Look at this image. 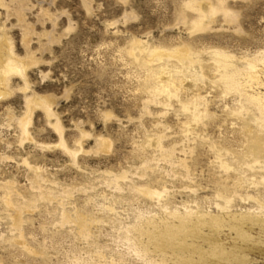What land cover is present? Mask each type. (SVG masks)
Returning <instances> with one entry per match:
<instances>
[{
    "label": "rangeland",
    "instance_id": "1",
    "mask_svg": "<svg viewBox=\"0 0 264 264\" xmlns=\"http://www.w3.org/2000/svg\"><path fill=\"white\" fill-rule=\"evenodd\" d=\"M185 1L0 0V38L20 64V75L9 76L8 94L0 98V264H159L152 247L147 257L134 251L150 236L130 232L139 219L160 225L157 220L185 209L253 215L264 205V147L263 156L251 157L243 132L251 126L264 145V134L255 129L259 115L238 94H224L218 80L224 71L214 72L209 54L226 53L238 69L259 56L264 0H224L229 18L217 13L195 34L183 25V18L193 16L184 11ZM186 46L201 58L202 71L194 70L202 78L172 79L178 88L168 99L152 94L179 67L175 58L154 61L147 52ZM142 63L166 71L151 81ZM257 70L264 83V66ZM254 89L264 93L263 87ZM195 96L197 109L188 104ZM39 100L51 101L49 117L34 105ZM193 109L201 115L197 122ZM28 116L24 140L19 125ZM149 189L160 197L143 193ZM66 214L70 222L62 223ZM75 215L88 225L85 236L73 223ZM16 218L20 228L13 226ZM250 226L243 230L258 239L259 227ZM206 228L201 232L208 239L232 245L234 232ZM147 231L151 238L164 236L152 227ZM247 246L240 258H211L207 264H264V247Z\"/></svg>",
    "mask_w": 264,
    "mask_h": 264
},
{
    "label": "bare ground",
    "instance_id": "2",
    "mask_svg": "<svg viewBox=\"0 0 264 264\" xmlns=\"http://www.w3.org/2000/svg\"><path fill=\"white\" fill-rule=\"evenodd\" d=\"M223 5H225L224 0H217L215 4H213L211 1L210 2H201V1L199 2L196 0L185 1L183 3V9H185L184 11H188V12L190 11L193 14V16L191 15L192 16L191 18L188 17L189 19L188 18L186 19V17L183 18L184 19L183 25H186V27H187L186 30H188L191 34H193V33L195 34L196 32L203 31L207 27L208 23H210L213 20L214 15H216L217 13H222L225 18H229L228 17L229 12L223 8ZM186 16H188V15H186ZM138 44L139 43H135L136 47L139 48ZM189 46H191V45H189ZM141 48H142V46H141ZM148 49L149 48H147V50ZM153 49H155V48H153ZM138 50H140V49H138ZM143 50H145V49H143ZM143 50H141V51H143ZM152 50L151 51L149 50L147 52V59L149 57L153 60L156 59L159 61L163 58H165L166 60H167V58L168 59L169 58H175V61H177V63H178V65H177V63L175 62L176 63L175 67L176 68L179 67L178 68L179 70L176 69V70H178L177 72L171 71V72H174V74L172 73L173 74L172 77L169 75L170 78L167 80V83L169 82V84L166 85L167 84L166 83L165 85L164 84L161 85L162 83H160V84H157L159 86H155V87L153 86L154 87V93H152V94H155V93L159 94V95L164 94V95H166L165 97H167V96L169 97L170 95H172L171 94V92H173L172 88L176 84H175V82L174 83H171V82H173L172 79H176L177 76L181 77V76H185L186 74H188L189 77L192 78L194 82L197 81L199 78H202V75L200 74L201 76H199L198 73L195 72V70H194V67L197 66V69L202 71L203 67H202L201 61L199 60L201 58L200 57L198 58V56L194 53V51H192L190 49V47L186 46V47H183L182 49H176V50L173 49V51H171V52L165 51V53H159V52H156L155 50H153V51ZM160 50H162V49H160ZM134 52H135V50H134ZM5 53H7L8 56ZM209 54H210L211 62L213 63V66H214V72H216L219 69L224 71L223 74L218 77L219 83L221 85V88H222V91L224 92V94L234 92L243 98L246 105H249L250 107L255 109L259 115V118L256 121H254L256 123L255 129H256V131L260 132L259 135L261 133L264 134V93L262 94L259 91H257L256 89H254V87L255 88H258V87L264 88V83H262L260 81V78H259V72L260 71L257 70L258 64H260L261 66H264V51L259 53V56H257L258 58L256 57L253 60L245 61L246 62L245 66L242 69H238L235 65H233L231 62L232 58L222 51L214 50V51L210 52ZM129 55L133 56L132 52H130ZM144 55H146V54H144ZM141 57L144 58L146 56H144V57L141 56ZM135 58H137V57H135ZM163 61L164 60H162L161 62H163ZM138 62H139V60H138ZM143 63L141 64L142 69L145 68V70L148 71V76L147 75L146 76L148 77L149 80H151V81L156 80V77H158V80L161 78V77L159 78V75L163 71L162 68L165 70V67L160 68L161 67V65H160L159 68L155 69L154 67H148L147 66L148 63H145V64H143ZM165 63H166V61H165ZM168 63H170V62H168ZM168 63H166V64H168ZM173 65L174 64H172V67H173ZM213 66H211V67H213ZM191 67H192V69H191ZM167 68H171V66L167 67ZM11 74L20 75V64H18L16 62V57H14L12 50H11V47H10V44L7 42V40L5 38H0V98H3L5 95L8 94V78ZM185 80H186V78L182 79V81H185ZM156 81H154V82H156ZM158 82H160V81H158ZM179 82L181 83V81H179ZM146 83H148V81ZM176 87H177V85H176ZM154 97H156V96H154ZM168 97H167V99H168ZM171 97H173V96H171ZM175 98H176V95H175ZM195 98H196V96H195ZM192 99L190 100V101H192L191 104L188 102L187 103L190 106H193V108L195 107V109H197L196 105L199 103L198 102L199 99L196 98L194 100V97ZM202 100H204V99H202ZM51 104L52 103L49 100H43L42 102H40V100H39V102L38 101L34 102V105H41L43 107L44 112L47 115V117L50 116ZM27 105H29V104H27ZM190 106H189V109L191 108ZM30 107H32V104ZM182 107H183L184 111H188V107L186 106V104H185V106H182ZM195 109H193V111L191 110L192 114L190 113L191 114L190 116L194 120L196 119L195 122H197V119L199 120V116H201V115H198L197 113L196 114L193 113V112H195L194 111ZM201 113H199V114H201ZM203 113H205V112H203ZM236 113L238 114L239 112H235L234 114H236ZM239 114L241 115V113H239ZM203 115H205V114H203ZM203 115H202V117H203ZM241 116H243V115H241ZM200 120H201V117H200ZM20 121H21V125H19V126H21L20 128L22 129L21 132L25 138L24 140H26L27 139L26 126H28L29 121H30L29 116L27 119H25L23 121L20 120ZM244 126H245L244 130H246V131H243V132H247V134L249 136V142H250V144H248V145H250L248 148V154L251 157H258L263 153L264 145L261 144V140L258 138V136H256L257 135V134H255L256 132L251 133L252 131H250V128H249L251 126H249L247 124ZM263 141H264V139H263ZM62 142H61V147L64 146V145H62ZM101 142L102 141H100V143ZM261 156H263V155H261ZM251 160L253 161L254 159H251ZM256 160L257 159H255V162H257ZM259 160H260V158H259ZM222 167H223V165H222ZM254 167H256V166H254ZM251 169H252V167H251ZM239 180L241 181V183H243L241 179H239ZM260 180H261V184L262 183L264 184V178L261 177ZM236 183L238 184V180H236ZM259 183H260V181H259ZM153 192H150V189H149V191H144L143 193L145 195H147L148 197H153V198H155V197L159 198L160 197L161 193L158 194V193H153ZM163 192H162V194H163ZM256 202L259 203L258 201H256ZM4 203L6 206H9V207L11 205L10 202H8V201H6ZM226 203H228V202H226ZM260 204L259 205L256 204V205H258V208H257L258 211H256L257 213L253 212V213H255L253 215H252V213L249 212L247 214H244V213L243 214L240 213L239 215L233 214L232 216H228V217L227 216L226 217L220 216L221 214L219 216H217V215L216 216H213V215L210 216L211 215L210 213L208 215H201V214L197 213L198 210L195 212L193 210H191V211L187 210L186 211V209H185V213L182 215L179 214L178 212H173V211L171 213L167 214V212L169 211L168 210L167 212H165L167 214V217L160 219V220H157L158 223L160 222V225H157V222L152 220L154 218H152L150 220H145V222L143 221L144 222L143 223L142 222L143 219L141 220V219H139V217H137L139 219L138 223L137 224L134 223L135 226H133V227L131 225L129 226V228L130 227L132 228V229L130 228L131 229L130 232H135L138 235L137 237H140V238L142 236L147 237V234L144 235V233H148V234H150V236L148 235L146 243H143L140 241V242H137V244L135 245L130 240L129 241L135 245V246L132 245V247L134 246V248H135L134 251L138 254V257L139 256H146L147 253L150 251L149 250L150 247H152L153 250L151 252L154 253V255L155 254L159 255V258H160L159 264H207V263H209L208 259H211V258H216L217 260H220V261L229 262L233 259L240 258L239 254H242L243 249L248 247L247 244L258 243L264 247V205H262V204L260 205ZM223 207H220V209L223 210ZM163 208L164 207L162 206V209ZM225 208H226V206H225ZM218 209H219V207H218ZM224 211L226 212V210H224ZM63 213H64V209H63ZM15 214L16 215L20 214V211H18ZM166 214H165V216H166ZM60 215H61V213H60ZM70 218L71 217H68V215L67 216L63 215L62 216V223H64V222L69 223ZM160 218H161V216H160ZM155 219H157V217H155ZM73 220H74L73 223H75L76 226L78 227L80 234L82 236H85L86 235V226H88L85 223L86 221L82 217L77 216V215H75ZM247 224H251V226H254V227L255 226L259 227V230L261 233H260L258 239H256L257 241L252 239L250 237V234L249 235L246 234V232L243 230V228H245L247 230V228L244 227ZM19 225H20V219L19 218L14 219L13 220V226L14 227L16 226V228H17ZM148 227H152V230H157V232L162 230L163 233H160V234L164 235L163 238H158V239L151 238L152 233H149L147 231ZM205 227H207L208 229H213V230H215V232L217 230L224 229V228H227L229 231H232V233L234 232L235 239L232 240V245H230L229 247H226L225 244H222V243L218 244L217 243L218 241L216 242L215 240L213 241V240L208 239V236L205 234L202 235V232H201V229L205 228ZM19 228H20V226H19ZM127 229H128V227H127ZM158 229H160V230L158 231ZM157 232L155 231V233H157ZM126 233H129V231H127ZM135 233H133V235ZM160 234H159V236H160ZM124 236H127V235H125V233H124ZM135 237L136 236H134V239H135ZM188 239L190 240L189 243H187L189 241ZM193 240H201L203 243H205L208 250L204 251L202 248L203 246H201V244H199L201 242H199L197 244ZM237 241L240 242V244L238 243L239 245L235 244V242L237 243ZM126 242H127V240H126ZM149 255H151V254L149 253ZM241 257H244V255ZM154 261H155V259H154ZM157 261H158V259H157Z\"/></svg>",
    "mask_w": 264,
    "mask_h": 264
}]
</instances>
